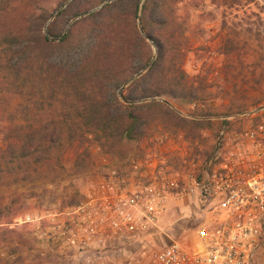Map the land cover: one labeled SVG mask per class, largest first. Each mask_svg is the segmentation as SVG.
Here are the masks:
<instances>
[{"label": "trees", "instance_id": "trees-1", "mask_svg": "<svg viewBox=\"0 0 264 264\" xmlns=\"http://www.w3.org/2000/svg\"><path fill=\"white\" fill-rule=\"evenodd\" d=\"M67 1L0 0V137L5 143L0 182L4 175L14 184L28 181L54 150L63 155L86 142L111 155L122 143L145 137L148 111L166 106L151 100L192 104L199 99L198 89L168 58L179 39L170 32L179 28L181 0H144L140 18L141 0H118L94 13L108 0H73L47 26L46 35L44 28ZM138 19L157 49L154 62ZM202 128L212 126L206 122ZM80 148L77 166L86 168L92 155ZM19 212L0 203V227Z\"/></svg>", "mask_w": 264, "mask_h": 264}, {"label": "rangeland", "instance_id": "rangeland-1", "mask_svg": "<svg viewBox=\"0 0 264 264\" xmlns=\"http://www.w3.org/2000/svg\"><path fill=\"white\" fill-rule=\"evenodd\" d=\"M55 5L52 1L51 6ZM176 9L179 28H172L170 33L175 30L179 39L173 49L169 48L168 58L198 89L199 99L192 104L168 97L156 101L166 106L148 111L150 123L145 137L122 143L111 155L86 142L63 155L54 150L52 159L28 181L14 184L13 177L4 175L0 203L20 208V212L0 227V264H89L85 255L62 243L57 229H52V220L62 225L63 212L78 206L92 186L110 172L128 173L133 161H148L149 171L157 166L168 180L182 184L192 175L200 177L218 141L224 136L233 139L248 124L226 119L264 107V0H181ZM139 20L136 25L140 33ZM146 42L154 62L157 49ZM178 44L179 53L175 50ZM121 92L117 91L119 97ZM206 122L211 129L202 128ZM4 147L0 137V149ZM78 147L91 152L92 161L86 168L77 166ZM204 216L187 195L169 194L165 214L149 237L151 246L162 248L172 242L191 246ZM130 250L126 241H119L103 255L90 253V261L95 264L102 258L106 264H122Z\"/></svg>", "mask_w": 264, "mask_h": 264}, {"label": "built area", "instance_id": "built-area-1", "mask_svg": "<svg viewBox=\"0 0 264 264\" xmlns=\"http://www.w3.org/2000/svg\"><path fill=\"white\" fill-rule=\"evenodd\" d=\"M234 119L248 124L233 139L218 141L200 177L182 184L157 166L149 171L148 161H133L128 173L112 171L92 186L78 206L61 214L62 225L52 220V229L89 264L90 253L103 255L119 241L131 249L122 264H264V107L226 120ZM175 192L187 195L204 220L191 246L155 248L149 237Z\"/></svg>", "mask_w": 264, "mask_h": 264}, {"label": "water", "instance_id": "water-1", "mask_svg": "<svg viewBox=\"0 0 264 264\" xmlns=\"http://www.w3.org/2000/svg\"><path fill=\"white\" fill-rule=\"evenodd\" d=\"M72 0H69V2H71ZM116 1H118V0H108V1H106V2H104L102 5H100L99 7H97V8H95V9H93L90 13H94V12H98V11H100L103 7H105V6H107V5H109V4H112V3H114V2H116ZM69 3H66L65 5H64V7L63 8H61L59 11H57L56 12V14L52 17V19L48 22V24L46 25V27L44 28V33L47 35V26L55 19V17L61 12V11H63L66 7H67V5H68ZM71 24H73V23H71ZM71 24L70 25H68V27H67V29H66V32L68 31V29L70 28V26H71ZM139 30H140V33H141V35L150 43V44H152V42L150 41V39L149 38H147L146 36H145V34H144V32L142 31V29H141V22H140V20H139ZM153 45V44H152ZM154 46V45H153ZM156 49V48H155ZM131 83V81H128L126 84H125V86H127V85H129ZM124 86V87H125ZM124 87H122L121 89H120V91H122L123 89H124ZM151 101H162V100H159V99H153V100H151ZM125 103H127V102H125ZM139 104L141 103V102H138Z\"/></svg>", "mask_w": 264, "mask_h": 264}]
</instances>
